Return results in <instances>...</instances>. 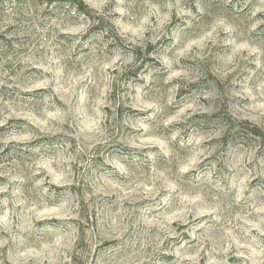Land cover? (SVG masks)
I'll list each match as a JSON object with an SVG mask.
<instances>
[{"label": "clouds", "instance_id": "9594fccd", "mask_svg": "<svg viewBox=\"0 0 264 264\" xmlns=\"http://www.w3.org/2000/svg\"><path fill=\"white\" fill-rule=\"evenodd\" d=\"M262 25L264 0H0V264H264Z\"/></svg>", "mask_w": 264, "mask_h": 264}, {"label": "rangeland", "instance_id": "374dc122", "mask_svg": "<svg viewBox=\"0 0 264 264\" xmlns=\"http://www.w3.org/2000/svg\"><path fill=\"white\" fill-rule=\"evenodd\" d=\"M262 28H264V25L261 26ZM259 38H264V32H261L259 33L258 37ZM3 39H7L6 37H3ZM149 51H151V48H149ZM139 55L143 56L144 53H140ZM148 62V61H146ZM185 66L188 67V68H192L194 67L193 65V62L191 61H186L185 62ZM206 71V68L203 69ZM130 75H135L134 73H131ZM215 84L217 87L219 88H223V85L219 84V82L215 79V77H213L210 73L207 74V79L206 80H201L198 84L196 85H191L189 86L188 88H181L180 90V93L178 94L177 96V102L178 103H182L183 100H186L188 99L194 90L198 89V88H207L209 87L210 85H213ZM222 110L216 114H214V116L211 118L212 120H217V119H220V120H226L228 119L227 117V112H226V105H222L221 106ZM109 112L111 111L110 109L108 110ZM125 109L121 108L119 110V115H123ZM131 111H134V110H131ZM191 124L193 127H199L200 126V117L197 116L196 118H193L192 121H191ZM148 140H152L153 137H148L147 138ZM253 183H255V181H253Z\"/></svg>", "mask_w": 264, "mask_h": 264}]
</instances>
